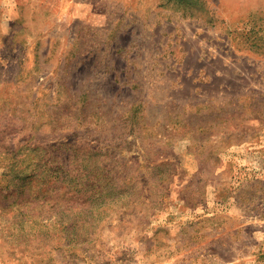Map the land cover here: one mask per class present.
Returning <instances> with one entry per match:
<instances>
[{"label":"rangeland","instance_id":"obj_1","mask_svg":"<svg viewBox=\"0 0 264 264\" xmlns=\"http://www.w3.org/2000/svg\"><path fill=\"white\" fill-rule=\"evenodd\" d=\"M0 264H264V0H0Z\"/></svg>","mask_w":264,"mask_h":264},{"label":"trees","instance_id":"obj_2","mask_svg":"<svg viewBox=\"0 0 264 264\" xmlns=\"http://www.w3.org/2000/svg\"><path fill=\"white\" fill-rule=\"evenodd\" d=\"M28 192H29V191L25 192V194L27 195L26 200H28V198H30V197L28 196ZM45 195H46V194H45Z\"/></svg>","mask_w":264,"mask_h":264}]
</instances>
